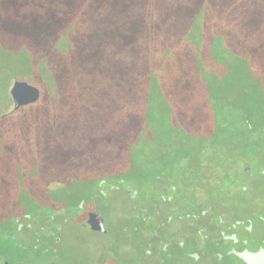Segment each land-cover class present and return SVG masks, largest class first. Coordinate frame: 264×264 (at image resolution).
Returning a JSON list of instances; mask_svg holds the SVG:
<instances>
[{
  "label": "rangeland",
  "instance_id": "1",
  "mask_svg": "<svg viewBox=\"0 0 264 264\" xmlns=\"http://www.w3.org/2000/svg\"><path fill=\"white\" fill-rule=\"evenodd\" d=\"M258 60L264 61V0H0V115L12 109L14 79L41 92L27 118L0 119V203L7 218L0 261L19 264L14 257L43 240L39 217H21L19 228L8 207L30 200L36 186L61 172L71 176L83 207L66 213L58 244L91 264L114 243L123 257L139 244L124 225L117 228L121 214L132 211L135 187L134 205L153 195L150 181L170 161L188 157L198 167L191 177L198 197L234 189L238 182L224 177L241 172L242 157L252 159L254 170L264 165V139L255 136L250 147L233 138L238 149L227 147L222 158L203 151L223 113L244 126L237 104L248 102L233 78ZM80 61L98 67L90 80L78 78ZM15 64L20 68L10 73ZM92 171L106 177L98 191L88 189ZM250 179L263 190L260 176ZM96 198L108 239L73 226ZM34 207V216L49 213Z\"/></svg>",
  "mask_w": 264,
  "mask_h": 264
},
{
  "label": "flooded vegetation",
  "instance_id": "2",
  "mask_svg": "<svg viewBox=\"0 0 264 264\" xmlns=\"http://www.w3.org/2000/svg\"><path fill=\"white\" fill-rule=\"evenodd\" d=\"M255 136L263 138V134L253 133L251 139ZM248 145L251 147L250 141ZM242 158L241 172L224 177L227 182H238L234 189L222 186L218 195L213 192L202 197L191 186V177L198 167H184L180 160L176 164L175 160L170 161L165 172H158L151 179L153 195L141 197L134 205L138 193L135 187L128 196L132 211L127 217L121 214L125 221L117 228L123 229L124 225L139 244L131 245L130 254L123 257L114 243L112 250L108 248L104 258L95 264H264V188L254 189L250 179L258 175L264 180V165L254 170L252 159ZM122 201L125 203L124 198ZM90 211L103 219L105 232L90 229L86 222ZM84 212L85 219L73 226L106 238L107 224L98 209ZM146 220L151 221L149 226ZM60 226L46 230L43 240L26 250L20 259L14 257V262L68 264L64 256L69 255L74 262L91 264L75 251L65 250L64 243L58 244L60 237L56 232Z\"/></svg>",
  "mask_w": 264,
  "mask_h": 264
},
{
  "label": "trees",
  "instance_id": "3",
  "mask_svg": "<svg viewBox=\"0 0 264 264\" xmlns=\"http://www.w3.org/2000/svg\"><path fill=\"white\" fill-rule=\"evenodd\" d=\"M20 64V63H19ZM36 65V64H35ZM35 65L28 64V67H35ZM79 66L80 74L78 76L79 79L82 80H90L91 77L97 72L98 67L94 65L91 61L83 62L80 61ZM17 68H20L18 64H15L14 69H10L11 72H15ZM23 68V67H22ZM264 61L258 60L256 62H250L243 67L240 72L238 78H233V83L238 85V91H240V96L242 97L241 101L247 100L248 103H238L236 101H240L238 99L234 100L233 105L238 106V110L243 117V127L236 126L237 122L233 119V115L230 114H222L221 121L218 122L217 127H214L210 132L211 143L208 145L207 149L203 151V155H207L209 151H215L217 156L222 158V154H224V149L227 147L231 148L232 151L238 149V145H232L230 140L233 138H239L243 141L241 145L249 142L253 137V133L263 134L264 138ZM24 72L23 69H19ZM73 78V77H72ZM77 78V79H78ZM75 79V78H74ZM74 83L77 84V81L74 80ZM257 87V88H255ZM40 101L28 105L26 107H22L19 111L15 113H11V111L4 112L5 117H10L14 120H19L21 118H27L28 112L30 109H36L39 105ZM253 110H256L253 113ZM2 118L1 120L5 119ZM239 123V122H238ZM257 126L260 128L257 129ZM12 127L10 126V131ZM249 139H248V137ZM243 138V139H242ZM241 141V142H242ZM238 143V142H237ZM240 145V143H239ZM237 146V147H236ZM239 147V151H240ZM209 150V151H208ZM186 157H181L180 161L184 167H188L190 164L189 158L187 157V161H183ZM178 161H174L173 163H177ZM197 167V166H196ZM87 183H89L88 189H92L93 191L99 190L98 182L106 179L99 173V171L90 174L86 177ZM72 178L68 173L61 172L55 177L54 181L41 183L40 186H36L37 190L33 189L32 194L29 195L30 200L26 201L23 199H17L20 203L10 205L8 210L10 211V218L15 220L19 224V220L21 217L27 216L30 219H36L39 217L40 227L38 230L46 232V230H50L52 228H56L61 222L66 221V213H72L71 207L73 205L83 207V197L81 199L77 198L78 191L74 190L71 186ZM86 190V189H85ZM36 191V193H34ZM85 193V191L83 192ZM80 197V196H79ZM94 199V208L96 209V203ZM39 207V209H48L49 213L46 215L37 213L34 216L33 208ZM89 209V208H88ZM3 204L0 203V225L2 223H6L7 218L4 217L1 213L3 212ZM86 210V209H85ZM84 210V211H85ZM43 211V210H42ZM20 228V224L18 225Z\"/></svg>",
  "mask_w": 264,
  "mask_h": 264
},
{
  "label": "water",
  "instance_id": "4",
  "mask_svg": "<svg viewBox=\"0 0 264 264\" xmlns=\"http://www.w3.org/2000/svg\"><path fill=\"white\" fill-rule=\"evenodd\" d=\"M9 94L12 100L11 113L19 111L22 107L35 104L41 97L40 89L29 83L26 80L14 79ZM5 114L0 115V119L4 118ZM87 224L90 229L97 232H105L103 219L96 212L90 211L87 213ZM0 264H9L7 260H1Z\"/></svg>",
  "mask_w": 264,
  "mask_h": 264
}]
</instances>
